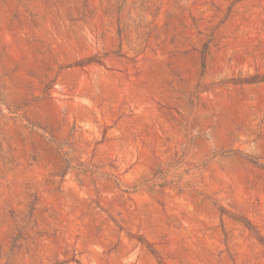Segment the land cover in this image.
I'll return each mask as SVG.
<instances>
[{
	"label": "rangeland",
	"instance_id": "374dc122",
	"mask_svg": "<svg viewBox=\"0 0 264 264\" xmlns=\"http://www.w3.org/2000/svg\"><path fill=\"white\" fill-rule=\"evenodd\" d=\"M0 264H264V0H0Z\"/></svg>",
	"mask_w": 264,
	"mask_h": 264
}]
</instances>
